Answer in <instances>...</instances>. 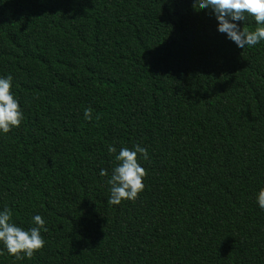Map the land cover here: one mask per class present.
I'll return each instance as SVG.
<instances>
[{
  "label": "trees",
  "instance_id": "16d2710c",
  "mask_svg": "<svg viewBox=\"0 0 264 264\" xmlns=\"http://www.w3.org/2000/svg\"><path fill=\"white\" fill-rule=\"evenodd\" d=\"M8 74L0 210L40 215L45 243L0 264H264V41L238 48L196 0H0ZM136 144L144 188L111 205Z\"/></svg>",
  "mask_w": 264,
  "mask_h": 264
},
{
  "label": "clouds",
  "instance_id": "9594fccd",
  "mask_svg": "<svg viewBox=\"0 0 264 264\" xmlns=\"http://www.w3.org/2000/svg\"><path fill=\"white\" fill-rule=\"evenodd\" d=\"M199 9L210 10L217 21V31L226 34V38L235 45L244 49L264 41V0H196ZM251 17L255 27L249 31L241 28L237 23H245ZM13 77L11 74L0 76V134L8 133L18 127L23 120V112L18 98L10 90ZM90 109H85V118L90 117ZM115 149L109 148V152ZM147 159L146 148L136 144L132 149L123 147L115 156L119 163L112 168L110 179V196L107 203L119 205L122 200H134L143 188L145 170L138 163L137 155ZM100 175H107L101 169ZM256 203L264 210V187L260 188L255 196ZM12 212L8 208L0 210V244L3 249L15 259L31 258L34 252L44 246L41 230L45 220L40 215L31 218L35 226L27 229L18 226L12 221ZM46 230V229H45ZM23 254V255H21Z\"/></svg>",
  "mask_w": 264,
  "mask_h": 264
}]
</instances>
